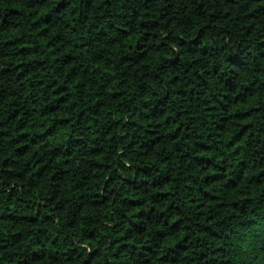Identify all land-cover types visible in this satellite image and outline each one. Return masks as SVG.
Returning <instances> with one entry per match:
<instances>
[{
  "label": "clouds",
  "instance_id": "9594fccd",
  "mask_svg": "<svg viewBox=\"0 0 264 264\" xmlns=\"http://www.w3.org/2000/svg\"><path fill=\"white\" fill-rule=\"evenodd\" d=\"M0 264H264V0H0Z\"/></svg>",
  "mask_w": 264,
  "mask_h": 264
}]
</instances>
